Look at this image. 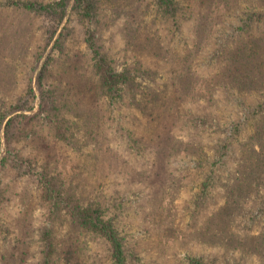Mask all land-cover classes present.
Returning <instances> with one entry per match:
<instances>
[{"label":"trees","instance_id":"trees-1","mask_svg":"<svg viewBox=\"0 0 264 264\" xmlns=\"http://www.w3.org/2000/svg\"><path fill=\"white\" fill-rule=\"evenodd\" d=\"M8 1L20 2L21 6L45 14L59 25L63 18L69 19L75 12L84 26L86 52L68 44L66 31L69 28L65 26V30L61 29L54 37L49 54L43 57L35 83L30 80L27 86V93L31 95L36 94L38 86L40 106L32 115L47 119L52 129L49 134L55 136V140L77 138L87 121L90 126L100 120L101 109H121L117 103L127 97L133 117L142 128L133 130L122 122L123 136L130 139L136 154H143L149 147L154 151L153 159L144 169L132 168L138 174L136 179L148 184L149 206L145 207L144 216L149 215L153 226L173 219L168 231L177 230L172 202L185 181L170 166L181 152H186L193 162L187 166H193L201 177L197 185L194 184L199 188L189 201L194 204H191L192 218L208 195L213 202L215 193L226 194L217 212L207 214L208 230L212 223L218 224L221 233L213 231V236L224 237L225 244L233 251L240 250L238 247L242 245L241 257L248 256L251 248L264 255V229L254 234L248 221L243 224L241 220L246 214H251V219L256 218L255 208L248 207V203L263 195L264 189V31L253 27L264 11L258 8L257 0L251 2L252 7L249 5L250 11L249 8L242 14L240 11L238 16L243 24L240 29L245 32L237 35L234 31L220 34L217 16L224 11L225 18L239 0H104V23L100 18L101 0ZM258 1L264 8V0ZM190 21L191 28L187 31L186 22ZM57 26L53 27V34ZM116 38L122 40L119 51L123 55L118 58L107 45L108 40ZM54 49H59L62 57L59 72L51 67ZM153 62L162 64L169 77L164 78ZM219 92H223V99L232 101L238 111L237 120L223 127L215 121L214 115L199 113V108L204 110L221 104ZM15 106L23 107L21 103ZM67 112L77 117L85 112L84 124L67 116ZM7 115H1V120ZM17 117L10 116L7 125ZM178 120L180 125L175 127ZM102 126L96 127L95 123L92 133H98ZM213 128L220 133L214 145L198 140L203 139L204 133L213 132ZM107 131L104 127V139H109ZM41 145L47 151V163L55 159V163L63 164V158L52 153L53 144ZM105 150L110 151V146ZM47 163L43 164L44 169L38 172L37 179L42 200L54 223L42 227L40 232L41 264H61L63 259L71 264L76 252H81V247H74L75 232H78L77 238L83 232L103 238L108 243L113 264H130L132 246L128 244L125 224L119 217L128 207L124 201L126 194L119 192L113 197L116 201H108L105 195L104 201L91 199L89 191L82 188L79 181L74 180L72 184L70 175L62 176L61 170L47 171ZM123 170L121 165L116 171L131 182L133 172L129 170V174L128 167ZM60 219L68 222L69 234L57 238L55 234L59 230L55 222ZM239 225L242 226L238 230L233 229ZM198 228L200 235L205 236L207 230ZM22 233L7 257L13 258V264H26L29 251ZM186 236L187 233L174 235L172 240L186 241ZM185 258L190 264H216L204 254H186Z\"/></svg>","mask_w":264,"mask_h":264},{"label":"rangeland","instance_id":"rangeland-1","mask_svg":"<svg viewBox=\"0 0 264 264\" xmlns=\"http://www.w3.org/2000/svg\"><path fill=\"white\" fill-rule=\"evenodd\" d=\"M251 2L254 1L239 0L231 6L235 8L230 10L225 18L223 17L224 11L223 15L220 12L217 16L219 33L234 31L237 35L245 32L240 29L243 24L238 15L240 11L242 14V11L248 8L250 11ZM257 2L258 8L264 11L260 1L257 0ZM100 4L102 7L100 18L104 23V0H101ZM260 13L262 14L258 16V20L254 21L253 27H259L264 31V12ZM63 19L59 25V23H54L55 21L53 22L49 16L21 6L20 2L15 4L8 0H0V116L4 113L8 114L3 120H1L3 117H0V264H13V258L7 259V257H9L11 247L18 244L17 239L21 232H23L21 235L24 240L27 241L23 240V243L28 244L29 253L26 264H41L43 261L41 252L43 242L39 239L40 232L42 227L54 221L50 220L51 214L42 200V189L37 179L38 172H42L43 164L47 163L45 160L47 151L41 145L42 143L53 144L52 153L63 158V164L61 161L55 163L54 159L47 163L45 169L51 173L61 170L62 176L69 174L71 183L75 184L74 180L79 181L81 187L89 191L91 199L104 201L105 195L108 201H116L117 198L115 200L113 197L119 192L126 194L124 201L128 207L119 217L125 224L128 244L132 246L130 247L133 253L130 256V264H190V261L185 258L186 254L199 256L204 254L207 258L213 259L216 264H264V255L261 252L251 248L248 249V256L241 257L242 245L238 247L240 250L233 251L225 244L224 237L222 239L214 237L213 231L221 233L218 224L213 225L212 223L208 230L207 214L216 211L224 203L226 194L215 193V196H212L213 202L208 195L195 217L192 218V203L190 204L189 201L199 188L194 184L197 185L201 177L197 176L193 166H187L188 164L193 165V162L189 161V155L186 156V152H181L174 159V165L170 166L185 181V185L177 192L175 201L172 202L175 213L174 221L178 225L177 230L175 233L172 229L168 231V226L173 219L164 221L161 226L159 224L153 226L149 215L144 216L145 207L149 206V201H147L150 194L149 188L148 184L136 179L138 174L134 173L132 168L144 169L153 159L154 151L153 147H149L143 154H136L135 146L130 145V139L124 138L125 132L121 130L122 122L125 127L133 130L142 128L137 118L133 117V108L127 104V97L117 103L121 109H101L102 117L95 122L96 127L103 125L98 133H92L95 123L87 126L89 122L87 121L83 130L78 133V137H73L69 141L55 140L57 138L49 134L52 129L47 119H42L41 115L35 117L32 115L40 106L39 88L36 86V94L31 95L27 93V86L30 80L35 83L41 61L46 54H49L54 37L67 26L69 28L66 31L68 44L74 46L76 50L86 52L84 26L80 23V17L73 12L69 19L68 17ZM191 23V21L186 22L185 30H190ZM55 24L58 26L53 34ZM107 45L111 47L110 52L114 57H122L123 52L119 51L122 46L121 39L108 40ZM51 55L54 56L51 67L53 66L59 72V64L62 60L59 49L52 50ZM152 64L155 68L157 67L164 78L169 77L162 64L154 62ZM48 81L52 82L51 79ZM223 94L219 92L217 95L221 103L217 107L204 110L199 108V113L202 115H214L215 121L219 122L222 127L231 121H236L238 117L234 103L224 100ZM18 103H21L23 107L15 106ZM86 112L91 111L86 110ZM66 114L78 120L81 125L84 124L85 112H82L79 117L71 112ZM12 115H18V117L8 126L7 121ZM176 123L178 124H175V127H179L180 120ZM104 127L108 129L109 139H104ZM248 131L249 129L245 130V132ZM209 133H204L203 139L198 140H202L206 145H214L220 133L216 132V128ZM244 136L242 140H245ZM53 140L56 144L52 143ZM107 145L110 146V151L105 150ZM121 165L123 171L128 167V171L133 172V174L128 172L133 176L131 182L116 171ZM69 180H66L67 185L70 184ZM263 195H259L248 203V207L255 208L256 218L251 219V214L241 216L243 224L248 221L254 234L264 229ZM261 200L263 203L260 202ZM215 219L216 216L212 220ZM61 220L55 222L59 230L55 234L57 238L69 234L68 222L62 220L61 223ZM241 226H233V229L238 230ZM198 227L207 230L205 236L200 235L201 229L199 230ZM185 233H187L186 241L174 242L172 240L174 235ZM77 234L75 232L72 236L74 247L77 249L81 247V252L79 254L76 252L71 264H113L108 243L103 238L89 232H83L77 238ZM225 238L228 237L225 236ZM228 240L231 239L228 238ZM61 264L68 263H65L63 259Z\"/></svg>","mask_w":264,"mask_h":264}]
</instances>
